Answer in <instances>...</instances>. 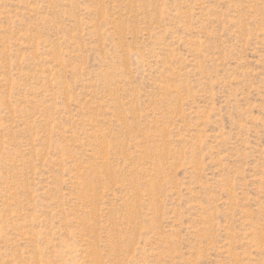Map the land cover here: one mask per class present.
Masks as SVG:
<instances>
[{"label":"rangeland","instance_id":"rangeland-1","mask_svg":"<svg viewBox=\"0 0 264 264\" xmlns=\"http://www.w3.org/2000/svg\"><path fill=\"white\" fill-rule=\"evenodd\" d=\"M0 264H264V0H0Z\"/></svg>","mask_w":264,"mask_h":264}]
</instances>
